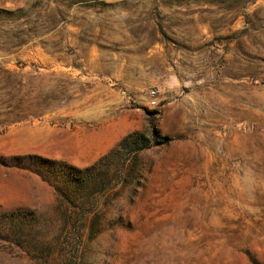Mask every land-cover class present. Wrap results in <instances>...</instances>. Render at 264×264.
I'll list each match as a JSON object with an SVG mask.
<instances>
[{
  "label": "rangeland",
  "instance_id": "rangeland-1",
  "mask_svg": "<svg viewBox=\"0 0 264 264\" xmlns=\"http://www.w3.org/2000/svg\"><path fill=\"white\" fill-rule=\"evenodd\" d=\"M0 264H264V0H0Z\"/></svg>",
  "mask_w": 264,
  "mask_h": 264
},
{
  "label": "trees",
  "instance_id": "trees-1",
  "mask_svg": "<svg viewBox=\"0 0 264 264\" xmlns=\"http://www.w3.org/2000/svg\"><path fill=\"white\" fill-rule=\"evenodd\" d=\"M135 136H136V135H135ZM138 136H139V138L142 139L143 142H145L146 139L144 140L143 137H142L141 135H138ZM129 138H130V137H128V139H129ZM147 141H148V140H147ZM123 142L126 143V142H127V139L124 140ZM122 144H123V143H122ZM55 190H56V192L59 191V189H57L56 187H55Z\"/></svg>",
  "mask_w": 264,
  "mask_h": 264
}]
</instances>
